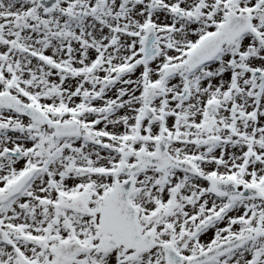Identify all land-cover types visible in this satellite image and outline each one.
I'll use <instances>...</instances> for the list:
<instances>
[{
    "label": "snow or ice",
    "instance_id": "1",
    "mask_svg": "<svg viewBox=\"0 0 264 264\" xmlns=\"http://www.w3.org/2000/svg\"><path fill=\"white\" fill-rule=\"evenodd\" d=\"M0 264H264V0H0Z\"/></svg>",
    "mask_w": 264,
    "mask_h": 264
}]
</instances>
